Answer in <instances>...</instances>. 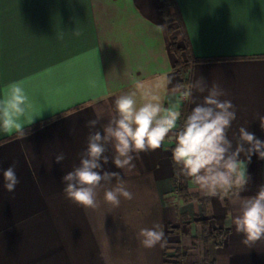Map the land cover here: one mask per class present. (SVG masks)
I'll list each match as a JSON object with an SVG mask.
<instances>
[{
    "label": "crops",
    "instance_id": "0c3cea01",
    "mask_svg": "<svg viewBox=\"0 0 264 264\" xmlns=\"http://www.w3.org/2000/svg\"><path fill=\"white\" fill-rule=\"evenodd\" d=\"M161 5V0H0V91L24 81L34 103V121L25 128L44 121L25 137L0 131V264H165L166 244L142 247L139 229L158 223L165 232L164 226L182 215L193 223V217L203 216L204 196L194 185L187 182L197 198L185 201L175 193L168 141L140 153L130 173L111 162L104 166L119 172L134 193L120 207L103 204L101 191V207L86 211L64 194L62 177L79 165L89 133L102 129L114 114L115 98L137 81L151 85L165 107L180 111L184 105L189 112L195 105L171 91L182 79L178 63L187 59L184 88L203 78L208 87L220 85L226 93L221 99L235 106L229 139L235 144L238 129L245 127L264 140L259 122L264 0H175L176 18L170 21ZM187 40V54L170 47ZM206 94L193 89L196 103ZM137 101L143 103L141 94ZM97 110L102 119L91 129L87 124ZM61 152L65 159L57 164ZM241 160L250 176L241 195L251 196L264 184V160L253 155L247 162L243 154ZM11 165L19 178L14 192L5 189L3 179ZM207 198L205 216L227 231L221 245L210 241L204 248L197 239L192 247L191 237L201 235L196 223L187 235L170 236L169 243L190 248L193 264H203V256L209 264H264V240L245 245L228 199Z\"/></svg>",
    "mask_w": 264,
    "mask_h": 264
},
{
    "label": "clouds",
    "instance_id": "9594fccd",
    "mask_svg": "<svg viewBox=\"0 0 264 264\" xmlns=\"http://www.w3.org/2000/svg\"><path fill=\"white\" fill-rule=\"evenodd\" d=\"M155 87L159 89L160 84ZM193 89L207 93L201 102H195ZM171 91L172 95L180 92L195 105L182 123V113L174 107H165L146 82L137 81L133 90L116 97L114 114L101 130L89 133L79 165L63 175L65 196L86 211H96L101 207L99 194L102 191L103 204L110 209L120 207L121 200H133L134 193L119 172L108 171L104 166L111 162L130 173L140 153L160 149L168 141L174 145L171 160L176 175L189 181L204 197H216L222 202L228 199L234 208L232 223L235 231L243 234L245 245L264 240V184L258 186L254 195H241L250 181L241 156L243 154L247 162L253 155L264 160V140L245 127L238 129L235 144L229 139L228 131L236 119V110L231 100L221 99L226 93L220 85L208 87L201 78L187 88L176 85ZM138 94L142 95L143 103L138 104ZM33 108L24 81L7 84L0 91V131L27 136L25 123H33L30 116ZM101 119L102 111L97 110V118L88 121L87 126L95 129ZM259 122L264 130V116L259 117ZM109 147L111 155L107 154ZM64 159L65 154L61 152L54 161L60 164ZM3 179L5 189L14 192L19 183L15 165L3 170ZM137 238L146 249L166 244L158 223L140 228Z\"/></svg>",
    "mask_w": 264,
    "mask_h": 264
},
{
    "label": "trees",
    "instance_id": "16d2710c",
    "mask_svg": "<svg viewBox=\"0 0 264 264\" xmlns=\"http://www.w3.org/2000/svg\"><path fill=\"white\" fill-rule=\"evenodd\" d=\"M161 1H162V5H161L160 10L163 13V15L167 17L168 21H170L172 18L173 19L176 18V16H174L175 0H161ZM171 9H173V11ZM170 47L171 49L177 51L180 55L182 54L184 55V53L187 54V52L190 50V43L187 40L184 42L183 46H178L176 43H172ZM262 56L264 57V55ZM197 59H203V58H195L194 60H197ZM189 63H190L189 60L186 59V60L180 61L177 66V70L182 76L180 85L183 87L185 86V84L188 83V76L184 77L183 75L188 70ZM180 112L182 113V116H181V123H182L184 116L188 113L184 105L180 107ZM41 122H44V121H39V123L37 122V124L35 123V125H38ZM35 125L31 126L30 128L29 127L25 128V131L33 129ZM173 146L174 145H172V147ZM173 167H174L173 177H174L175 193H177L185 201L193 199L194 197L197 198V194L188 192V186H187L188 181L184 179L183 177H178L176 175L175 166L173 165ZM200 202L203 204L205 212L202 217L196 216L194 218V222L201 227V235L198 238L195 236L191 237L192 247L195 244L197 239H199L203 243L204 248L210 241L214 242L215 246L221 245V243L223 242L224 236L227 234V231L220 227L212 226L210 224L209 218L205 216L207 215L206 205L208 203V198L202 197L200 198ZM189 249L190 248H186L178 244L173 249V254L171 256L172 264H193L189 261V258H188ZM202 263L209 264L212 262H208V260L203 256Z\"/></svg>",
    "mask_w": 264,
    "mask_h": 264
},
{
    "label": "rangeland",
    "instance_id": "374dc122",
    "mask_svg": "<svg viewBox=\"0 0 264 264\" xmlns=\"http://www.w3.org/2000/svg\"><path fill=\"white\" fill-rule=\"evenodd\" d=\"M187 74L188 73L186 71L183 76L187 77L188 76ZM195 217H193V219ZM179 218L181 220L175 219L173 221V223H167L164 226V231H165L164 234H165V240H166V246L164 247L165 248V253H164L165 264H172L171 256L173 254V249L178 245V244L175 245V243H169V241L174 240L175 238H177V236L187 235V232L190 229V225H192L191 223H193L191 221V218L187 217L186 215H184V216L182 215ZM182 220H185V221H182ZM193 224L195 225V223H193ZM210 224H211V222H210ZM170 236L173 237V238H171V240H170ZM171 244H172V246H171Z\"/></svg>",
    "mask_w": 264,
    "mask_h": 264
}]
</instances>
